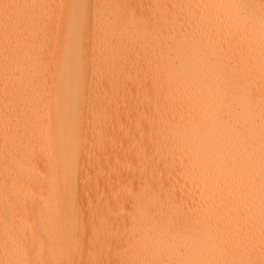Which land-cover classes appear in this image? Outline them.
Masks as SVG:
<instances>
[{"label": "bare ground", "instance_id": "obj_1", "mask_svg": "<svg viewBox=\"0 0 264 264\" xmlns=\"http://www.w3.org/2000/svg\"><path fill=\"white\" fill-rule=\"evenodd\" d=\"M38 2L64 7L34 11L41 23L15 42L18 71L6 70L0 42V240L26 243L32 259H132L116 237L132 234L139 206L137 235H159L168 258H179L168 244L175 238L185 258L218 259L215 228L205 223L215 205L243 230L227 258L260 260L258 32L242 52L206 27L233 10L187 7L230 0ZM113 30L122 42L102 55ZM70 43L82 46L71 68ZM161 93L168 103H158ZM54 209L60 224L71 218L74 229L78 214L87 227L81 253L39 255L51 245ZM177 209L189 213L183 235L172 224ZM97 233L113 243L93 247ZM10 257L22 258L18 249Z\"/></svg>", "mask_w": 264, "mask_h": 264}, {"label": "snow or ice", "instance_id": "obj_2", "mask_svg": "<svg viewBox=\"0 0 264 264\" xmlns=\"http://www.w3.org/2000/svg\"><path fill=\"white\" fill-rule=\"evenodd\" d=\"M64 5L47 4L38 2L14 3L10 0H0V42L3 43V55L6 61V70H19L14 67L19 63L16 57L19 55V49L15 47V42L29 30H35L36 25L41 23L39 16L34 14L37 9L54 10L55 8H63ZM73 7H79L74 5ZM183 7V5H181ZM187 7L192 9H231L233 15H223L217 12L209 18L206 27L214 28L219 32L222 42L227 43L230 47L235 45L242 52L245 47L251 44L250 37L258 32L259 48H260V70L261 78L264 81V0H230L229 3H206V4H191ZM22 10V11H21ZM199 19V17H198ZM196 21L193 20V24ZM203 25V19H200ZM121 37L113 30L110 38H106L101 43L102 55L105 49L113 50L121 44ZM81 47L74 49L70 43L66 52V64L71 68L77 59L81 58ZM169 97L163 93L160 94L158 103H168ZM243 134V133H241ZM261 175H260V200H261V259L260 260H244V259H229L228 254H231L233 249L243 242V230L241 228L233 229L230 227L229 221L224 215L218 213L217 207L212 205L208 208L205 214V223L209 229L215 228L216 238L212 241V249L219 253L220 258L208 259H188V253L184 247L176 243L175 238L168 240V244L173 246L175 255L179 258L170 259L165 254L167 249L163 246L159 235H154L151 232L143 236L137 235L136 223L139 216V206L131 215L132 234L124 233L116 237L122 243H125L127 250L136 258L123 259L115 262H108L102 259H88L79 262L68 259L48 258V259H32V250L22 241L5 237L0 240V246L5 251V255L9 258L0 259V264H264V108L261 114ZM235 163L239 166L242 161L239 156H235ZM150 212L153 219H158L157 213L151 209H146ZM189 217L188 212H181L177 209L176 214L172 219V224L181 225V232L177 235H183V231H191L187 228L185 220ZM234 218V217H233ZM73 223L71 218H66L63 224H60L56 218V210L51 214V224L54 235L51 237L50 247H44L39 255L56 257L58 249L63 251H75L81 253L88 247L86 240L87 227L75 223L74 229L70 226ZM198 223V221H197ZM168 231H172L169 227ZM135 237V239L133 238ZM113 243L102 239L97 233L93 237L92 246L99 249L106 244ZM18 249L22 258H11L10 254ZM159 253V258L157 256Z\"/></svg>", "mask_w": 264, "mask_h": 264}]
</instances>
